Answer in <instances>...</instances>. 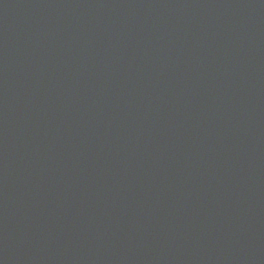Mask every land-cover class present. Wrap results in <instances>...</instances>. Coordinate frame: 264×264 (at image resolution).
Masks as SVG:
<instances>
[{
    "label": "water",
    "instance_id": "water-1",
    "mask_svg": "<svg viewBox=\"0 0 264 264\" xmlns=\"http://www.w3.org/2000/svg\"><path fill=\"white\" fill-rule=\"evenodd\" d=\"M0 264H264V0H0Z\"/></svg>",
    "mask_w": 264,
    "mask_h": 264
}]
</instances>
